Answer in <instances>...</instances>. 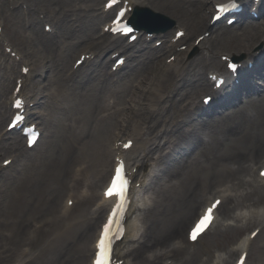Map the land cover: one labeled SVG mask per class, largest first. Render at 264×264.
Here are the masks:
<instances>
[{
  "label": "rangeland",
  "instance_id": "374dc122",
  "mask_svg": "<svg viewBox=\"0 0 264 264\" xmlns=\"http://www.w3.org/2000/svg\"><path fill=\"white\" fill-rule=\"evenodd\" d=\"M103 1L0 0V26L2 27L0 35V131L5 130L9 119L11 94L16 80L22 75V66L25 63L23 59H25L34 67L37 66L35 73L31 75L26 93L28 95L32 94V99L37 101L40 97L39 105L37 104L33 111L37 113V121H39L45 132L41 143L32 150L25 148L22 139L23 149L17 161L15 160L13 164L0 171V256H4L1 258V260H4L1 264H11L15 260H19L21 249L28 251V253L31 252L26 260L25 258L19 260L21 264L87 263L89 256L86 259L83 258L82 250L85 244L91 240L93 241L92 222L94 219H87V222H82V224L81 222L77 224L76 220H80L79 217L83 211L87 214L99 199L104 183V181L98 182L94 179V175L100 167L98 166L99 160L101 157L107 156V151L115 135L114 132L119 131L120 124L128 125V123L133 120L136 121L141 116L138 110L139 107H144V99L154 95L150 88L153 85L152 81L165 74L163 65L167 57L171 55V51L162 53V49L169 43L165 42L161 45L162 47L156 48L154 47L157 41L155 37L150 43L141 41L135 44V51L132 48L129 49L126 52L128 56L131 53H137V56L131 58V60L128 58L126 66L120 72L112 77L109 76L110 74L107 72L111 63L109 62L111 52L122 48L110 47L101 51L97 46H91L101 32V25L107 20L101 19L103 20L101 21L100 18H103L104 15L98 11L103 6ZM199 2V0H179L176 1L177 5H173V9L164 8L163 11L176 18L177 21L179 19L181 23L188 27L187 29L192 35H196L204 32L206 27H196L197 21H200L198 17L195 19L196 23H194L190 20L192 16L188 19L187 16L193 13L203 14L201 12L203 11L206 14V20H208V8L213 5V2H209V5L207 2L206 6L209 7L202 5L201 9V3ZM42 14H47V17H41ZM248 22L259 26L262 21L254 19L248 20ZM45 23L53 25L55 23L57 33L54 35L46 33ZM241 23L229 27L228 30L231 33L229 37L232 34L234 37V33L240 31V28H242ZM221 25L225 26L224 24ZM173 29L175 27L169 31L170 34L173 33ZM157 37H163V34H159ZM103 38L110 37L101 36L98 40L102 41ZM121 42L125 44L124 41ZM241 42L236 37L231 38L215 45L210 52L214 54L216 61H221L219 57L221 53L231 52L233 55L238 56L250 54L256 48L264 47V36L256 42L251 39L249 43L254 44L247 53L244 52L245 49L238 52L239 48L242 47V45L238 46ZM39 43H43L46 49L41 50ZM6 45L11 46L15 52H18L21 58L7 52ZM74 47H76V51H74ZM86 47H95L94 49L98 54L95 60L90 65L87 66L86 64L83 66L84 68L77 70L73 76H67V69L72 68L71 65L74 59L78 56L80 50ZM149 47L155 50L157 55L152 57L148 55L147 50ZM202 50L203 48L190 56V52L186 57V53H183L181 57L179 56L180 60L184 58L188 60L182 66V75L188 76V78L197 76V78L204 77L205 79L208 71L220 68L215 62L206 66L200 55ZM203 54H206V52ZM196 58L197 60L192 62L193 66L190 65L189 62ZM39 64L41 67H39ZM224 69L225 66L223 65L221 70ZM37 70L45 71L48 74L47 78L43 79L35 76ZM173 74L170 72V80L165 79L167 81L163 84V90L171 91L174 85L177 86L183 83L172 79V77L175 78ZM54 91L57 94L56 97ZM49 93H51L50 97L44 95ZM203 93H205L203 90L199 91L195 103L201 102ZM161 98L163 102L169 101L168 94L161 96ZM246 100L245 96L237 105L223 109L222 115L213 114L210 118L203 116L202 119L199 114L195 117L197 122L192 121V125H187V127L192 128L191 133L181 137L187 140V142L183 140L184 145H186L192 141L197 142L192 137L193 128L197 129L206 139L211 140L212 137L210 138V136L214 135L212 133L216 132V136H218L217 131L221 127H232L235 135L226 143L217 145L216 142L212 143L207 140L211 145L208 146L209 149L205 150L204 154L203 151H199L200 144H197L195 153L180 155L177 151H174L167 156L169 160H167L166 165L177 161L178 158L184 159L185 162L187 160L192 161L193 157L198 156V161L201 164L187 167V170L195 176L192 187L196 188L197 206L201 196L215 186V183L224 182L226 177H232L228 172H224V168L236 166V161L245 159L249 155V150L242 149V146L243 140L248 139V134L254 125L253 113L255 109L251 106L250 109H247L248 111H245L241 104ZM114 102L115 107L121 108L114 109V107L112 111H115L111 113V117H105L104 115H107V104ZM6 103L8 104L4 116L1 110L5 109L4 104ZM159 104L163 103L159 102ZM145 111H148V108ZM78 112L82 115L79 118ZM174 115H179V111L161 109V113L154 116L153 120L162 121L166 116L172 117ZM189 117H191V113H189ZM32 118L36 119V116L32 115ZM129 119L132 120L128 121ZM199 121L201 123H198ZM161 128L162 126H159L158 130ZM211 128L214 129L211 130ZM14 136L21 138L20 135L15 134ZM6 138L8 140L0 143V163L3 158L13 153L9 149L12 148L11 142L14 140L9 137ZM71 144L76 146L68 148ZM84 144L87 147L85 150L83 149ZM184 145H179V147L182 146L185 150ZM214 146L217 148L213 149ZM204 147L201 146V149L204 150ZM174 156H176V159H173ZM134 157H137V154ZM83 162L88 165L85 174L86 182L81 181L72 188L69 185L74 183L71 182L74 167ZM163 164L164 161L162 160L161 163L157 164L156 169L162 168ZM112 166L113 162H110L107 168V176H109ZM247 178H252V176L247 175ZM89 181L92 184L88 191L89 196L82 199L67 215L62 216L65 195L70 192L69 190L84 191L86 188L83 189V186H87L86 184ZM150 186L153 197L146 211L153 207L155 192L160 188L157 182H151ZM262 188L264 192V186ZM147 190L144 189L143 192ZM236 203L237 200H227L221 209L223 216L230 213H224L223 210L226 208V210L233 211ZM263 204L258 207L264 206ZM239 206L242 207V205ZM156 212L155 209H151L149 214L154 216ZM193 212L194 210H191L189 215L187 213L185 216H190ZM178 216L179 214L167 219L165 223L170 224L176 221ZM223 216L221 215V217ZM48 218H51L49 220L52 221L46 225L43 232L28 243L29 231L33 229L31 228L32 223L36 220ZM223 219L224 217L221 222ZM72 220H74L75 225L65 228V224ZM147 223V221L142 222L141 233L147 229L149 225ZM257 226V223H253L247 227L234 229L232 227L224 228L219 224L216 225L201 238L197 245L198 250L194 256L195 260H189L192 262L187 264H197V260L201 257L210 256L213 258L218 250L229 260L228 264H231L237 255V252L230 253L231 248L236 247L240 236L246 235ZM263 228L261 230L263 232L259 233V236H261H257L251 245L248 264H264ZM70 232L73 233L69 234ZM154 233L166 237L167 242L164 243L165 245L171 243L174 236L172 230L170 231L168 228L164 231L161 230L159 233L155 230ZM73 234H78L76 235L78 238L73 237ZM135 244L138 245L139 242ZM129 247V244L125 245V249ZM3 250L7 252L2 255ZM139 250L141 255L137 256L139 258L136 259V264H141V260L144 259L145 261L148 258L146 248L140 247ZM33 253H35L34 256ZM130 257L133 259L132 253ZM178 257L181 258L182 253Z\"/></svg>",
  "mask_w": 264,
  "mask_h": 264
},
{
  "label": "bare ground",
  "instance_id": "6f19581e",
  "mask_svg": "<svg viewBox=\"0 0 264 264\" xmlns=\"http://www.w3.org/2000/svg\"><path fill=\"white\" fill-rule=\"evenodd\" d=\"M176 1L179 0H130V3L132 6L136 5H144L148 4L151 7L162 10L164 8H171L173 9V5L176 4ZM186 1V0H185ZM199 3H204V1L213 2L214 4H219L227 0H199ZM177 5V4H176ZM103 11H105L104 6L102 7ZM130 12H128L129 15ZM190 18L194 23H196L195 19L198 17L200 20L197 21L196 27H203L211 28L210 22L206 20V17L204 14L200 13H193L189 14L187 16V19ZM102 19V17H101ZM242 28H240L239 32L234 33L232 36L231 33H229V28L225 29L224 27H215L213 28L211 35L209 37L204 38L202 41V45H207V50L210 51L212 48L215 47L217 44H221L224 41H227L229 39H234L235 37L242 41L241 44H238L241 48H239L238 52H241L245 49L244 52H249L252 45L249 43L251 39L256 42L257 39L261 38V35L264 33V28L259 32L258 29L261 26H264V19L262 21L261 26H257L256 24L247 23L245 20L242 22ZM45 37H47L45 35ZM92 42V41H91ZM115 45H118L117 41L105 39L101 42H98L96 40L91 46H97V48L101 51H104L110 47H115ZM93 47V48H95ZM39 48L41 50L46 49V46H44L43 43H39ZM74 51H76V47L73 48ZM124 49H129L127 46ZM87 53L91 54L90 57L95 55V52L92 50L86 51ZM213 54L211 52L208 53V58H212V61L216 62L215 57L212 56ZM229 55V54H228ZM250 55V57H249ZM248 60L254 61V63L258 66V70H261L259 73L261 74V77H264V50H254L253 52L248 53ZM205 58V57H204ZM92 59V58H91ZM90 59V60H91ZM196 59L189 62L190 65H192V62H195ZM85 61H89L88 59H85ZM202 62H205L202 60ZM181 63L182 66L187 63V60L182 59L180 61V65L178 64L176 67H173V64L171 65H164L165 66V74L160 76L159 78H156L152 81L153 85H151L152 93H154L153 96L148 97L147 99H144V107H139V113L140 117L136 119V121H132L128 123V125H121L119 132H117L116 141L121 140L123 137L127 136V138L124 140V143L128 139H132L134 141L133 145L129 149H123L120 146H118L116 143L111 144L108 151L107 156L101 157L99 160V169L96 171L94 175V179H96L98 182L105 181L106 175H107V168L111 162V156H115V159L117 155L120 153L122 159L127 161L128 167L133 172V174L137 177L136 181L137 183L140 182V185H146L148 184V180L150 179V182H157L159 184V189L155 192L154 196V203L153 207L149 208V210L146 211L149 206L150 199L152 200L153 193L151 192V187L148 188L147 191H145L144 195L143 193H140L138 190L135 191L134 194V202H133V209L130 211V217H129V224H128V230L126 233L125 238L120 243V246L117 248V255L120 259H125L123 262L124 264H136V259L139 258L137 256L141 255V252L139 248H146L147 256L148 258L144 261L141 260V264H168L167 262L171 259L172 262L170 264H187L191 263L195 260V252L190 253L188 252V247L184 246V243H186V240L184 238V235L181 237L184 227L188 224L191 217L197 212V210L200 207V204L197 206V201L195 199V191L193 184L195 176L190 173V171L187 170V167L196 166L197 164H201L198 161V156L193 157V160H187L184 162V159H177V161L167 164V160H169V157L163 156V149L168 146L170 143L174 144L175 142H178V139L183 141L181 137L187 133H191L190 130L192 128L187 127V125H192V118L189 117V113H191V117L195 115V112H193L195 108L200 107V104L197 103L196 106H194L195 99L198 98V92L199 91H212L213 87L210 81H206L204 77L193 76L189 77L184 76L181 78L180 82H183L182 84H178L177 86L174 85L173 89L171 91H165L163 90V84L165 81L170 80V72L172 73V69L174 72V76L177 77L180 74L181 70ZM220 63V62H219ZM26 66L28 65L25 63ZM200 64V62H199ZM207 64V63H206ZM221 64V63H220ZM196 65V64H194ZM193 66V65H192ZM39 67L40 64H39ZM179 68V69H178ZM32 72V70H31ZM40 74L47 77V73L45 71H41ZM253 76H257V74H252ZM247 77V78H246ZM167 78V80H165ZM249 78V79H248ZM172 79H175L172 77ZM250 78L247 74H244L241 79V83L239 86L242 85V91L247 93L246 94V103H244L242 106L245 111H248L247 109L252 106L255 109V112L253 113V119H254V125L248 134V139L243 140V146L242 149L249 150V155L245 159H240L235 162L236 166H231L227 169L224 168V172H228L229 175H232L233 182L236 181L237 185H240V187H243L242 191L239 193L236 191L234 196H239L241 202L244 203L243 207H249L248 214L246 213H238L234 215V218L236 220V228L243 225H251L252 223H257L259 227L264 226V212L258 211L253 208H257L258 204L264 201V192L263 188L261 186H257L255 184L256 180L254 182L249 181L245 178V172H253V165L252 162H256L258 158L260 159L264 155V80L262 82V88H259V83L256 85V88L254 89V84L250 81ZM176 82V81H175ZM232 83L236 84V77H234ZM255 92H254V91ZM253 91V92H252ZM171 92V93H170ZM23 93V91H22ZM170 93V95H169ZM54 96L56 97V92L54 91ZM167 95L169 97L168 102H163L159 98L163 95ZM218 96H220V99H225V97L230 96V92L226 90H219L216 92ZM46 96H51V93L44 94ZM217 98V99H219ZM159 101L163 104H159ZM176 101V102H175ZM13 102V99H12ZM225 103V102H224ZM250 105V106H248ZM159 106V107H157ZM248 106V107H247ZM193 107V108H192ZM228 107V105L225 106V108ZM4 110H1V113H4V116L6 115V104H4ZM121 107L116 106L114 109H119ZM148 108V111H145V109ZM144 109V111H143ZM161 109H164L165 111L168 109H172L175 112L179 111L178 117L172 116L168 117L166 116L162 121H154L153 117L157 116L161 113ZM242 110V108H240ZM129 110V109H128ZM243 110V112H244ZM107 111V110H106ZM113 111H107V115H104L105 117H111V113ZM197 114V112H196ZM82 116L80 112H78V118ZM185 116V118H183ZM156 118V117H155ZM126 117L124 118V120ZM132 119H129L128 121H131ZM153 120V121H152ZM167 121V122H166ZM169 123V126L175 127L176 129H170L167 127ZM198 123H201L199 121ZM184 124V125H183ZM183 125V126H181ZM162 126L161 129L158 130V127ZM216 128V127H214ZM214 128H211L214 129ZM235 128V127H234ZM193 128L192 130V137L197 141V144H200L199 151H203L202 153H205V150H208L211 145V143H208L207 140L210 142H216L217 145H223L228 140L232 138L235 134L233 133L232 127H221L220 130L217 132L219 133L218 136H216V132H213L210 138L212 139H206L204 136H202L201 133L197 131V129ZM158 130V131H157ZM224 134V135H222ZM74 136V135H73ZM187 142V140H184ZM181 143V142H180ZM13 144V145H12ZM76 145L71 144L68 146V148H74ZM201 146H205L204 150L201 149ZM12 148H20V139L15 140L13 143H11ZM87 147L84 144L83 149L85 150ZM217 148V147H213ZM82 149V150H83ZM180 151L178 154L184 155L186 152L182 147L179 148ZM197 150H193L192 152L195 153ZM137 154V157H133ZM171 154V153H169ZM167 157V158H166ZM166 158V159H165ZM6 159V158H5ZM114 159V161H115ZM173 159H176V156L173 157ZM4 160V159H3ZM162 160L164 161L163 167L160 170H156L154 174L152 172L148 174L149 169L154 165L155 162L161 163ZM79 163L78 165H80ZM160 165V164H159ZM192 165V166H191ZM88 168L87 164H81L76 172V175L74 177H77V175L84 174L87 170H84L85 168ZM84 170V171H83ZM83 171V172H82ZM162 171V172H161ZM250 173V174H251ZM81 178V177H80ZM79 178V179H80ZM255 184V185H254ZM92 187V184H91ZM237 187V186H236ZM90 189V188H89ZM150 191V192H148ZM72 197V196H71ZM209 199V198H206ZM240 202V204H241ZM248 203H251L250 206ZM246 204V205H245ZM98 209H90L87 214L85 211H83L80 214L79 219L76 220L77 224L81 222H87V219L94 218L95 225L94 228L98 225V222L101 219L102 212L107 208L106 201H104L101 197L98 202ZM242 205V204H241ZM151 209H155L156 215L154 216L149 214V211ZM191 210H194L193 214L189 215V212ZM148 212V213H147ZM226 211H224L225 213ZM145 213V214H144ZM185 216V214H187ZM144 214V216H142ZM179 214L176 221L167 224L165 221L167 219L173 218ZM66 215V214H65ZM37 221V220H36ZM147 221V229L145 231H142V222ZM35 222V221H34ZM38 222V221H37ZM239 222H242L239 226ZM80 224V225H81ZM75 225L74 220L68 221L65 224V228L67 227H73ZM46 226V224L44 225ZM43 226H37L35 225V228L29 233L28 240L33 239L37 236L38 229H40L41 232L44 230L42 229ZM44 228V227H43ZM93 228V233H94ZM169 229L170 231L174 233V236H179V240H175L174 242L165 245L166 243V237L165 236H158L154 233L164 231L165 229ZM149 229V230H148ZM264 229V228H263ZM262 230V229H261ZM211 231V230H210ZM263 232V231H262ZM261 232V233H262ZM73 232H70L69 234H72ZM141 233V234H140ZM260 233V232H259ZM76 235L73 234L72 236L75 238H78ZM93 235V234H92ZM168 235V234H167ZM259 236V234H258ZM261 236V235H260ZM259 236V237H260ZM74 238V239H75ZM71 240V238H69ZM188 240V236H187ZM139 242L138 245L135 243ZM251 243V239L248 237L244 240H240L238 242V247L241 251L247 250L249 245ZM89 244L84 245L82 254L84 255L83 258H86L89 255ZM122 244H129L130 247L125 249L123 248ZM182 249V257L179 258V254ZM87 250L89 252H87ZM93 250V247H92ZM219 251V250H218ZM6 250H3V253H6ZM131 253L133 254V259H130ZM232 253V252H231ZM1 254V252H0ZM35 253H33V256ZM4 256H0L1 258ZM166 260V261H165ZM192 260V261H189ZM204 260V261H203ZM203 263L199 264H224V260H216L211 259L207 257L206 259H203ZM264 260V259H263ZM4 260L0 261V264L3 263ZM163 261V262H162ZM189 261V262H187ZM198 262V260H197ZM247 264V262L245 263Z\"/></svg>",
  "mask_w": 264,
  "mask_h": 264
},
{
  "label": "water",
  "instance_id": "95a60500",
  "mask_svg": "<svg viewBox=\"0 0 264 264\" xmlns=\"http://www.w3.org/2000/svg\"><path fill=\"white\" fill-rule=\"evenodd\" d=\"M133 21H134V19H133ZM135 22V21H134ZM137 25H140L139 23H136Z\"/></svg>",
  "mask_w": 264,
  "mask_h": 264
}]
</instances>
